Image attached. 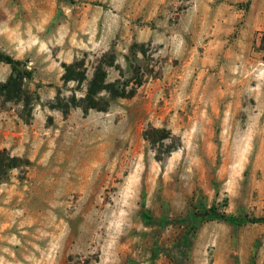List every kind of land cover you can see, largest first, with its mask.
Wrapping results in <instances>:
<instances>
[{
    "label": "rangeland",
    "instance_id": "374dc122",
    "mask_svg": "<svg viewBox=\"0 0 264 264\" xmlns=\"http://www.w3.org/2000/svg\"><path fill=\"white\" fill-rule=\"evenodd\" d=\"M0 53L38 96L28 117L0 98L17 158L0 264H264V223L188 220L264 216V0H0ZM127 54L146 73L132 95L70 105L98 61L106 81L132 76ZM80 57L85 80L63 82Z\"/></svg>",
    "mask_w": 264,
    "mask_h": 264
},
{
    "label": "trees",
    "instance_id": "16d2710c",
    "mask_svg": "<svg viewBox=\"0 0 264 264\" xmlns=\"http://www.w3.org/2000/svg\"><path fill=\"white\" fill-rule=\"evenodd\" d=\"M129 54L137 59L135 54L137 52L143 53L140 49H136L133 46L129 47ZM0 61L8 64L9 74L3 81H0V98L3 101H18L22 104L21 116L28 117L31 111V105L38 96L35 91L29 90L26 87V81L32 78V70L27 67L25 60L13 58L7 54L0 53ZM113 60L108 62L98 61L93 67L91 76L86 82L85 91L82 96L78 97V102H70V105H78L82 111H86L89 108L97 110H105L107 101L115 97H127L133 94L135 87L140 85L145 76L144 70L138 65L133 64L128 59V54L125 55L126 67L132 74L129 78H121L119 72V78H115L112 81H106L105 66H111ZM61 80L63 82L75 81L77 83L85 80L86 78V66L84 64V58H75L69 63H62ZM131 83V85H129ZM101 92H104L107 97L99 96ZM61 110L66 112L69 104H62ZM14 156H9L5 153L4 149H0V178L7 171V169L14 167ZM190 221L191 231L195 230L201 221L208 220H221L225 221L232 226H238L245 223H264V216L257 217H245L228 215L222 212H217L213 207L204 208L201 207L198 210L192 212L188 216Z\"/></svg>",
    "mask_w": 264,
    "mask_h": 264
}]
</instances>
